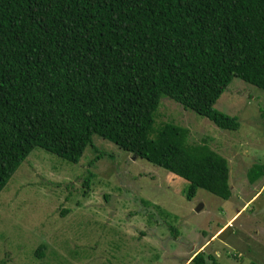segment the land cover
<instances>
[{"label": "trees", "instance_id": "16d2710c", "mask_svg": "<svg viewBox=\"0 0 264 264\" xmlns=\"http://www.w3.org/2000/svg\"><path fill=\"white\" fill-rule=\"evenodd\" d=\"M233 77L264 89V0H0V191L34 147L76 163L98 135L185 179L186 198L228 200L227 159L153 123L167 95L236 129L214 108Z\"/></svg>", "mask_w": 264, "mask_h": 264}, {"label": "rangeland", "instance_id": "374dc122", "mask_svg": "<svg viewBox=\"0 0 264 264\" xmlns=\"http://www.w3.org/2000/svg\"><path fill=\"white\" fill-rule=\"evenodd\" d=\"M214 108L238 127L162 95L153 128L183 126L225 157L228 200L200 188L188 199L185 179L98 135L76 163L37 146L0 191V262L186 264L203 251L218 264H264V178L247 179L264 163V89L233 77Z\"/></svg>", "mask_w": 264, "mask_h": 264}]
</instances>
